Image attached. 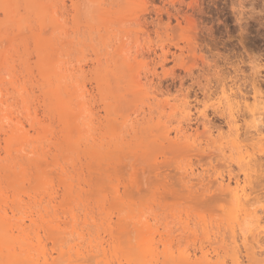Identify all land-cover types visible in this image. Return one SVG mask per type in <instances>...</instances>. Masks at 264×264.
I'll use <instances>...</instances> for the list:
<instances>
[{
    "label": "rangeland",
    "instance_id": "obj_1",
    "mask_svg": "<svg viewBox=\"0 0 264 264\" xmlns=\"http://www.w3.org/2000/svg\"><path fill=\"white\" fill-rule=\"evenodd\" d=\"M8 64H12L11 67ZM9 71L12 73V75L10 73L12 79L8 77ZM0 78L3 80L0 81V117H2L0 118V163L2 164H0L2 167H0L2 169H0V195L3 194L0 200V207L2 206L0 215L3 210H6L7 217L11 218L10 223L15 224V221L20 217V220L22 219L25 225L27 224L24 235L22 232L18 233L19 237L22 236L21 240H17V236L14 237L18 232L14 229L4 235L5 242L7 241L6 243L15 248V253L18 254L16 255L17 259L19 252H22L20 256L24 257V262L18 259L22 264H42L40 251L38 252L41 248L39 246L42 245V248L44 246L46 248L44 251L51 253L54 257L48 261L51 264H97L96 262L98 264H144V262L145 264H173L175 260L177 264H181L180 259L178 260L176 257L179 254L178 251L187 250L192 256L195 249L198 258L192 257V261L198 260L200 255L197 249L201 245L205 246L204 248H207L210 254V249L213 248L220 253L216 252L220 257L218 255L214 257L212 250L211 257H213L211 258L209 255V260L212 259V261H207L209 264L210 262L217 264L218 260L215 261L217 257L220 258L219 262L231 263L232 255L229 256L230 258L225 256L232 252H228L225 248L228 247L227 244L230 243L231 237L228 236L226 239L224 237L230 234L229 226L232 224V220L228 217L232 212L234 213L232 199L229 198V195L223 194L216 184L209 185L207 183L211 180L213 182V179L218 177L226 179L229 173L232 177L237 175L241 179L243 169L241 170L237 163V149L231 148V152L226 148V155L220 152V148L226 147L225 142L230 141L231 137H229L225 115L221 116V111L216 109V100L219 99L222 89L228 90L229 87L232 88V92L245 95L250 99L254 93H259L264 98V0H0ZM50 90L54 91L53 94H50ZM56 90L59 91V94ZM165 103L166 106L163 105ZM181 103L190 109L189 120H186V117L183 118L182 115L179 117L180 111H182ZM172 108L173 112L170 111ZM203 112L206 118L202 117L201 113ZM243 112L241 111L239 114L241 115ZM74 113L79 117H74ZM239 114V119H242L243 114L241 116ZM62 116L63 118H61ZM66 118L71 122L68 123ZM244 120L239 121L241 135L248 130L246 124L249 119L245 117ZM62 121L66 122L64 124H67V128L63 126ZM14 123L17 129L19 127L16 123H21L22 127L19 130L22 131L21 133L27 134H25V140L20 139L22 138L20 131L18 132L16 128L14 130V126H10ZM32 123L34 127H32ZM86 123H89V131H86L88 129ZM43 126H45V131L49 130L50 132L43 131L44 133H41ZM179 126L181 128L190 126L188 127L190 129L187 128L188 141L180 137L179 140L177 139L178 142L177 140L173 143L167 142L164 139L165 133H169L173 139L175 130ZM68 127L71 134L68 138L71 137V141L67 140L66 134H64ZM2 129L8 131L13 129L12 134H14L15 140L17 138H15V132L16 136L20 135L21 137L15 144L11 142L14 139H7L8 142H11L9 143L10 147L7 148L9 144H6L7 140L5 143L4 138L7 137L8 131ZM205 130L212 131V140L218 139L220 132V136L224 138L222 141L219 139L221 142L218 140V144L213 145L212 141L209 142L211 138L206 141ZM10 131L9 136L12 135ZM78 131L80 135L77 136ZM85 131L91 135L92 140H89L90 137L86 133L85 136ZM28 134L31 144L27 138ZM67 134L69 135V133ZM33 135H39V138L37 136L35 138ZM18 140L20 141L18 142ZM66 141H69L67 145ZM243 141L242 145L245 148L248 145L247 150L250 152L253 149L252 152H255L256 156H260L264 164V140L258 144ZM5 144L7 147L4 146ZM27 144L29 145L27 146ZM89 145L94 148L91 149ZM4 147L13 151L7 150L8 153H6ZM55 147L57 148L55 149ZM58 148L61 152L57 153ZM6 154L11 159L8 160ZM18 154L20 157L22 156L21 160ZM24 154L28 155L25 156L27 157L25 159L23 158ZM50 155H53L54 158L57 157L56 161L61 165V170L58 163H56L57 165L53 164L54 158L50 159L52 157ZM36 156L38 159L40 158V161L44 156L43 160L44 158L46 160L44 162L42 160L44 164L39 163L38 160L35 162ZM28 157L32 160L35 159L34 163L32 162L35 167L32 166L31 159ZM22 159H24V164ZM12 163L17 165L12 166ZM38 163L43 166H39ZM18 164L22 165L18 166ZM23 165L25 169L22 167ZM187 166L193 168L194 174L190 176L193 178L186 177ZM9 167L15 170L16 175L8 172ZM21 167L24 171L21 170ZM40 167L41 171L38 173L41 178L35 177L37 179L35 180L36 169ZM4 168L7 171H3ZM262 168L264 169V165ZM20 175L22 176L19 177ZM262 175L263 186L260 188L264 187V174ZM7 176L10 179H6ZM18 179L20 180L18 181ZM16 181L20 185L19 189L17 183H12L14 185L11 186L10 182ZM252 181L255 182L254 179ZM63 182H65L64 187L67 191L63 188ZM22 184L25 186L23 187ZM67 184H71L72 187ZM246 184L244 185L247 192H250L248 190L250 184ZM66 185L70 189V193ZM115 186L118 187L119 193L117 199L116 195L118 194L114 193L117 191L113 190ZM25 187L26 191H24ZM14 188L18 191L16 192ZM21 191L22 193L28 192L30 195H22ZM47 191L53 193L52 196L51 194L49 196H55L53 207L52 204L47 203L49 199ZM261 191L259 197L263 199L260 202L261 205L257 204L259 209L264 207V188ZM12 196L21 200V204ZM27 196L29 198H26ZM34 198H36L35 201H33ZM38 198V201L45 199L42 200L43 204L36 203ZM229 199L231 205L227 202ZM8 200H12L14 204ZM23 201L25 204H22ZM57 201L60 204L56 203ZM15 203L16 205L19 203L21 208L18 206L15 210L14 207L11 208ZM28 205L31 212H28ZM46 205L52 208L47 209ZM8 206L13 210V215ZM44 207L48 211H45ZM39 209L41 211H38ZM43 211L50 217L45 216ZM38 212L40 215L42 214L45 222L43 219L37 218ZM141 215H144L146 220L142 219ZM28 216L34 218L36 216L39 222L36 221L35 226L28 224ZM261 216L263 219L264 213ZM48 217L51 221L46 220ZM91 217L95 220L93 221ZM53 218L61 226V230H59L56 223L55 226L58 230H55L57 232L49 228L52 223H55ZM72 218L75 219V222ZM20 220L18 223L21 222ZM138 220L140 223L146 221L148 225H151L149 226L152 227L154 233L152 236L156 239L154 242H157V247L156 244L154 245L156 249L153 247L155 254L151 258L152 263L148 260L150 258L144 259V254L141 252L142 247L139 248L136 244L143 236L147 237L148 235V239L151 236L150 228H147L149 231L141 228L146 223L140 226ZM2 221L0 219V225L3 224ZM107 221L111 224L109 223V225ZM119 222L122 226L118 225ZM185 222L187 225L189 224L188 227L194 230L196 235L193 233L192 236L187 237L190 233L180 231V227L184 226ZM47 224L50 226L48 227ZM202 224L206 225L207 231L209 228L213 230L209 234L212 237L210 242L209 237L204 239L206 234L203 232L205 227L202 228ZM116 225L120 228H116ZM261 225L264 226V222ZM39 226L44 228L40 229ZM55 226L51 228H55ZM105 226L108 227L105 228ZM112 227L114 228L113 232L111 231ZM248 227L251 229L250 226ZM222 228L223 232L217 230ZM249 228L245 230L248 232L246 238L250 241L246 240L242 243L253 247V250L250 247H248L249 250L247 247L241 246L242 243L239 244L241 241H238L237 247L239 246L240 250L237 249L238 255L241 256L244 253L241 256L243 264L245 262L246 264H264L260 260L264 258L262 250L255 247L254 239H249L255 238L259 231H255L256 234L254 233V236L250 237L248 235L249 233L251 235ZM107 229L109 233H107ZM43 230L47 231V234ZM35 231L40 234L36 236L41 237V242H38L42 244L38 243V250L36 249L38 255L34 251L35 248L32 251H26L33 255L29 254L31 259L34 260L32 257H36L34 261L37 262L32 263L26 256L28 254L25 252V256H23L24 251H19L20 249L17 250V248L24 246L25 242L26 244L32 242L35 246L37 243L35 241L37 237L33 236ZM48 231L53 234L49 236ZM169 231H171L169 239L172 240V251L174 256L176 255L174 260L169 258L168 252V255L163 254L164 247L161 242H158L159 236L163 234V238L164 234ZM218 231L222 232V235L225 234L221 237L220 233L221 238L217 237ZM145 232L148 234L145 235ZM212 232L213 235H211ZM214 233L217 234L214 235ZM0 234L2 235L3 232ZM93 236L96 241L95 239L93 241ZM193 236H196L194 240ZM19 237L17 238L19 239ZM23 237L30 238V241L27 242L28 240L25 238L24 240ZM79 237L81 240L78 239ZM213 237H217V239ZM256 238L264 240V235L261 234ZM76 239L81 241V244ZM11 240L16 244L14 245ZM100 241L102 245H97L96 243ZM75 242L80 246L75 247ZM89 242L90 244H88ZM91 242L93 245L95 243L98 249L91 245ZM209 243H213V246ZM90 245L92 249L94 247L95 250H99V253L90 251L92 250ZM99 245L103 247L99 249ZM59 246L63 252L61 254ZM231 246L233 247V245ZM221 247L228 253L225 250L222 252ZM243 247L249 251L243 250ZM255 248L257 249L255 250ZM250 251L256 254L260 252L256 255L257 258L260 257L256 258L259 261L255 260L258 263H253L254 260L247 263L244 256ZM57 252L60 254L59 256ZM101 252L106 255H101ZM224 253L227 254L224 255ZM25 258H29L28 261L25 262L27 260ZM200 261L202 262V260Z\"/></svg>",
    "mask_w": 264,
    "mask_h": 264
},
{
    "label": "bare ground",
    "instance_id": "obj_2",
    "mask_svg": "<svg viewBox=\"0 0 264 264\" xmlns=\"http://www.w3.org/2000/svg\"><path fill=\"white\" fill-rule=\"evenodd\" d=\"M98 7V6H97ZM6 12V11H5ZM8 12V11H7ZM9 15V14H8ZM10 15H12L11 13H10ZM8 18V17H7ZM6 19V18H5ZM8 20V19H7ZM16 20V19H15ZM18 20V19H17ZM6 21V20H5ZM19 21V20H18ZM17 21V22H18ZM6 23H8V22H6ZM19 23V22H18ZM18 23H16L17 24V26H18ZM2 24V23H1ZM20 24V23H19ZM20 26V25H19ZM20 28V27H19ZM3 37V36H2ZM2 39V38H1ZM3 53V52H2ZM3 55V54H2ZM4 60V59H3ZM3 64V63H2ZM13 64V63H12ZM11 64V65H12ZM9 65V64H8ZM7 65V66H8ZM11 65H9V67H11ZM5 66H6V64H5ZM9 67H7V68H9ZM7 68H5V69H7ZM4 69V70H5ZM2 70V69H1ZM4 72H6V71H4ZM10 71H9V75H8V77L10 78V79H12V77L10 76ZM14 74V73H13ZM6 75V76H7ZM11 75H12V73H11ZM59 76V75H58ZM1 79V78H0ZM0 81H3V80H0ZM14 83V82H13ZM17 83V82H16ZM12 84V83H11ZM10 84V85H11ZM1 85V84H0ZM79 86V85H78ZM53 87H56V86H54L53 85ZM49 89H50V87H48ZM58 88V87H57ZM57 88H55V89H57ZM80 88V87H79ZM82 88V87H81ZM231 87H229V88H227L228 90H226V88L224 89H222V91H221V95H220V97H219V99L218 100H216L217 102H216V109L218 110H220L221 111V113L223 114H221V116H223L224 117V115H225V120L227 121L226 123H227V128H228V131H229V137H231L230 138V141L228 140V142H225L226 143V147H223V148H220V152H222L224 155H226V153H225V149L227 148V150H229V151H231V148H233V149H237L238 150V153H236L238 156H236V158L238 157V159H237V163L239 164L238 166H240L241 167V170L243 169V177L240 179L237 175H235V176H231L230 175V173H229V175H228V177L225 179V178H223V177H218V178H216V179H213V182H212V180L211 181H209L207 184H216L217 186H218V188H219V190L220 191H222L223 192V194H227L226 196H228L229 195V198H231L232 199V203H233V205L232 206H234V208L232 209V211L234 210V213L232 212L231 214H232V217H231V214L230 213H228V214H230V218L228 217V219H230V220H232V224H230V226H229V229H230V231L229 230H227V231H229V233L230 234H228L227 236H225L224 238L226 239V237H231V241H230V243H228V242H226V243H228L227 245H228V247H225L226 248V250H228V252L229 251H232V252H230V253H228L224 248H222L221 247V249L223 250L222 252H224V250H225V252H227L228 253V255H225V254H227V253H224V255L225 256H228V258H230L229 256H231V260H230V264H243V260L241 259V256L244 254V253H242V255L240 256V255H238L239 254V252L238 251H240L238 248H239V246L237 247V242L239 241H241L239 244H241L242 242H246V240H247V238H246V233H248L246 230H248V228H247V226H250L251 227V229L249 228V230L251 231V235H250V233L248 234L250 237L253 235L254 236V233H255V231H259L256 235H255V238L253 237V238H249V239H254V241H255V243H256V245H255V247H258V249H261V250H259V251H261V253L263 254V256H264V240H261V239H259L258 240V238H256V237H259V235L261 236V234H263L264 235V226H262L261 225V223H263L264 222V217H263V219H261V215H262V213H264L263 212V209H264V207H262L263 209H259L258 207V205H259V203L261 202V200L263 199L262 197H259V196H261V193H262V188H264V187H261L260 188V186H263V184H262V174H264L263 173V171H264V169L262 168L263 167V159L260 157V156H256V153L255 152H252L253 151V149L251 150V152L250 151H248L247 150V144H245V145H247L246 146V148L242 145V141L243 142H245V141H251V142H256L257 144L258 143H262V140H264V121H263V114H264V98H263V96H261L259 93L257 94V93H254V95L253 96H251V99L249 98V97H247V96H245V95H241V94H238V93H235V92H232L231 90H232V88L230 89ZM45 90V89H44ZM44 90H41V91H44ZM66 90H67V88H66ZM57 91V90H56ZM6 92V91H5ZM53 92L54 91H52V90H50V94H53ZM56 93V92H55ZM82 93V92H81ZM85 93V92H84ZM57 94H59V91H57ZM62 95V94H61ZM4 96V95H3ZM56 96V95H55ZM58 96V95H57ZM53 98H55L54 96H52ZM7 100V99H6ZM184 100V99H183ZM2 101H3V99H2ZM185 101H187V100H185ZM8 102V101H7ZM6 102V103H7ZM1 103V102H0ZM5 103V104H6ZM167 103V102H166ZM166 103L165 104H163V105H165L166 106ZM185 103V102H184ZM85 104V103H84ZM180 104V103H179ZM182 104V103H181ZM186 104V103H185ZM185 104H182L180 107V109L182 110V111H180L179 109V111L181 112V114H180V116L179 117H182L183 116V118H185L186 117V120L188 119V114L190 113V109L188 108V106H186ZM2 105V104H1ZM9 106V105H8ZM177 106V105H176ZM175 106V107H176ZM190 106V105H189ZM85 107V106H84ZM171 107V106H170ZM169 107V108H170ZM164 108V107H163ZM174 108V107H173ZM173 108H172V110H170V111H172L173 112ZM179 108V107H178ZM171 109V108H170ZM163 110V109H162ZM161 110V111H162ZM216 110V111H217ZM26 111H27V109H26ZM73 111V110H72ZM241 111H244L241 115H242V119H239V117H238V114L239 113H241ZM5 112V111H4ZM8 112V111H7ZM6 112V113H7ZM10 112V111H9ZM65 112V111H64ZM189 112V113H188ZM218 112V111H217ZM1 113H3V112H1ZM66 114H67V112H65ZM70 113V112H69ZM9 114H11V113H9ZM50 114V113H49ZM61 115H62V111H61V113H60ZM78 114V113H77ZM152 114V113H151ZM161 114L162 115H164L163 114V112H161ZM201 114H203L202 115V117L204 116L205 118H206V116L204 115V112L203 113H201ZM3 115V114H2ZM59 115V114H58ZM60 115V116H61ZM71 115V114H70ZM78 115H80V114H78ZM161 115V116H162ZM182 115V116H181ZM200 115V114H199ZM240 115V114H239ZM240 115V116H241ZM5 116V115H4ZM28 116V115H27ZM60 116H59V118H60ZM69 116V115H68ZM75 116H77V115H75V113H74V117ZM92 116V115H91ZM6 117V116H5ZM11 117V116H10ZM77 117H79V116H77ZM245 117H247L249 120H247V121H249L248 123H250V125H248V123L246 124V122H245V124L247 125L246 126V128H248V130H246V132H244V134L243 135H241L240 134V126H239V121L240 120H242V121H245L244 119H245ZM0 118H2V117H0ZM4 118V117H3ZM7 118V117H6ZM61 118H63V116L61 117ZM91 118V117H90ZM8 119V118H7ZM13 119V118H12ZM32 119V118H31ZM35 119V118H34ZM72 119H74V118H72ZM9 120V119H8ZM8 120H6V121H8ZM18 120V119H17ZM37 120V119H36ZM35 120V121H36ZM63 120V119H62ZM68 123L69 122H71V121H69L67 118L65 119ZM90 120V119H89ZM89 120H87L88 122H89ZM189 120V119H188ZM199 120V119H198ZM2 121V120H1ZM10 121V120H9ZM30 121V120H29ZM34 121V122H35ZM57 121H60V120H57ZM17 122V121H16ZM63 122V121H62ZM85 122V121H84ZM90 122H91V120H90ZM124 122V121H123ZM19 123V122H18ZM18 123H16L17 124V126L20 128V130H21V127L22 126H20V124H18ZM64 123H66V122H63V126H66ZM83 123V122H82ZM204 123H206V122H204ZM35 124V123H34ZM88 124L89 123H86V127L88 128L86 131H89V127L90 126H88ZM32 125V127H34L33 126V123L31 124ZM36 125V124H35ZM40 125H42V124H40ZM76 125V124H75ZM74 125V126H75ZM93 125H95V124H93ZM203 125V124H202ZM206 125V124H205ZM10 126H14L13 128H14V130H16L17 128H16V126H15V123H14V125L12 124V125H10ZM78 126V125H77ZM201 126V125H200ZM24 127V126H23ZM39 127V126H38ZM45 126H43V127H41L42 128V131H41V133L44 131V132H48V131H45V128H44ZM81 127V126H80ZM79 127V128H80ZM188 127H190V126H188ZM187 127V128H188ZM1 128V127H0ZM12 128V127H11ZM16 128V129H15ZM19 128L16 130V131H20L19 130ZM44 128V129H43ZM66 128H67V126H66ZM74 128V127H73ZM181 128L180 126H179V128L177 127L176 128V130H175V135L173 136L174 138L172 139L171 137H170V135H169V133H165V136H164V139L167 141V142H175V140H179L180 139V137H181V139L183 138L184 140H186V141H188V136H187V132H188V129H190V128ZM204 128L205 129H207L205 126H204ZM8 129V128H7ZM7 129H2V130H7ZM30 129V128H29ZM49 129V128H48ZM65 129V128H64ZM76 129H78V127H76ZM93 129V128H92ZM194 129V128H193ZM197 129V128H196ZM195 129V131H197ZM203 129V128H202ZM14 130L13 129H11V131H10V129H9V131H10V134H12V131L14 132ZM39 130V129H38ZM67 130V132H65L64 134H66V139L67 140H70L71 141V137H70V139L68 138L71 134H70V129H69V127H68V129H66ZM8 131V130H7ZM9 131L6 133V132H4L3 131V133H6V135H7V137L6 138H4L5 139V143H6V140L7 139H9V138H11V140L12 139H14V137H13V135L14 134H12L11 136H9ZM27 131V130H26ZM25 131V132H26ZM77 131V130H76ZM81 131V130H80ZM86 131L84 132V134L86 133ZM17 132V133H18ZM22 131H20L19 133H20V135H22V138H20V139H23V140H25V134L24 133H21ZM35 132L37 133V131L35 130ZM43 132V133H44ZM50 132V131H49ZM72 132V131H71ZM219 132V131H218ZM1 133V132H0ZM67 133H69V135L67 134ZM77 133H79V131L77 132ZM91 133V132H90ZM89 133V134H90ZM189 133V132H188ZM205 133H206V141H208V139H210V141L209 142H211L212 141V143H213V145L214 144H216L217 142H219L220 140L222 141V139L224 138H222V136H220V133H219V135H218V139H214V140H212V137H213V133H212V131H210V130H205ZM241 133H243V132H241ZM38 134V133H37ZM63 134V136H65ZM87 135H88V133H86ZM86 134H85V136H86ZM227 134V133H226ZM225 134V135H226ZM4 135V134H3ZM5 135V136H6ZM17 134H16V132H15V138H16V140L14 139L13 141H11V140H9V141H11L12 143L14 142V144L15 143H17L16 141H17V139L19 138V137H21L20 135L19 136H16ZM23 135H24V137H23ZM27 135V134H26ZM40 135V134H39ZM39 135L37 136V135H33L35 138H36V136H37V138H39ZM78 135H80V133L79 134H77V136ZM2 136V135H1ZM62 136V137H63ZM81 136H82V134H81ZM89 137L91 136V135H88ZM87 136V137H88ZM243 137V139H241L242 137ZM28 137H30L29 136V134H28V136H27V138ZM31 137H32V135H31ZM190 137V136H189ZM229 137H226V138H229ZM47 138V137H46ZM81 138V137H80ZM51 139V138H50ZM55 139V138H54ZM57 139V138H56ZM77 139L79 140V138L77 137ZM192 139V138H191ZM220 139V140H219ZM1 140H2V138H1ZM22 140V141H23ZM28 140H29V138H28ZM36 140V139H35ZM45 140H47V139H45ZM86 140H87V138H86ZM89 140H92L91 139V137H90V139ZM178 140H177V142H178ZM193 140V139H192ZM205 140V139H204ZM219 140V141H218ZM3 141V140H2ZM20 140H18V142H19ZM21 141V142H22ZM50 141V140H49ZM77 141V140H76ZM183 141V140H182ZM220 141V142H221ZM11 142H8V140H7V145L9 144V143H11ZM32 142V141H31ZM42 142V141H41ZM45 142H47V141H45ZM57 142V141H56ZM67 142H69V141H66L65 143H66V145H67ZM89 142V141H88ZM190 142V141H189ZM4 143V142H3ZM29 143H30V140H29ZM37 143V142H36ZM35 143V144H36ZM61 143V142H60ZM194 143V142H193ZM193 143H191V144H193ZM224 143V144H225ZM229 143V144H228ZM4 145V146H6L7 147V145ZM31 144V143H30ZM64 144V143H63ZM218 144V143H217ZM10 145L11 144H9V146L7 147V148H9L10 147ZM29 144H27V146H28ZM33 145V144H32ZM38 145V144H37ZM50 145V144H49ZM54 145V144H53ZM61 145V144H60ZM229 145V146H228ZM253 145V144H252ZM47 146V145H46ZM57 146V145H56ZM65 146V145H64ZM90 146V145H89ZM6 147H4L3 149H4V151H9L10 149H6ZM24 148V146H21V148ZM30 147H31V145H30ZM37 147V146H36ZM45 147V146H44ZM58 147V146H57ZM57 147H55V149L57 148ZM60 147V146H59ZM88 147V146H87ZM91 147V149H93L92 148V146H90ZM89 147V148H90ZM242 147H244L243 149H242ZM20 148V149H21ZM26 148V147H25ZM40 148V147H39ZM38 148V149H39ZM42 148V147H41ZM64 148V147H63ZM191 148V147H190ZM2 149V150H3ZM33 149H34V147H33ZM37 149V150H38ZM47 149V148H46ZM49 149V148H48ZM217 149V148H216ZM232 149V150H233ZM255 150H256V147L254 148ZM23 150V149H22ZM30 150H31V148H30ZM58 151H57V153L58 152H61V150L59 151V148L57 149ZM66 150V149H65ZM244 152H243V151ZM250 150V149H249ZM8 151L6 152V153H8ZM11 151H13V150H10V152ZM18 151V150H17ZM36 151V150H35ZM218 151V150H217ZM9 152V153H10ZM20 152V151H19ZM26 152H28V151H26ZM30 152V151H29ZM44 152V151H43ZM232 152V151H231ZM230 152V153H231ZM235 152V151H234ZM250 152V153H249ZM258 152V151H257ZM262 152V151H261ZM260 152V153H261ZM14 153V152H13ZM17 152H15V154H16ZM22 153H24V152H22ZM21 153V154H22ZM32 153H34V151L32 150ZM37 153V152H36ZM35 153V154H36ZM45 153V152H44ZM63 153V152H62ZM92 153V152H91ZM94 153V152H93ZM11 154V153H10ZM30 154H31V152H30ZM29 154V155H30ZM35 154H33V155H35ZM94 154H97V153H94ZM221 154V153H220ZM17 155V154H16ZM19 155V154H18ZM49 155V154H48ZM90 155V154H89ZM261 155V154H260ZM6 156V158L9 160V158L7 157V154L5 155ZM10 156V155H9ZM25 156H28L27 154L25 155L24 154V156H23V158L25 159V158H27V157H25ZM45 156V155H44ZM44 156H42V160H43V157ZM50 156H52L50 159H52L53 160V158H54V156H55V154H54V156L53 155H50ZM19 157H20V155H19ZM19 157H18V159H19ZM22 157V156H21ZM21 157H20V160H21ZM34 157V156H33ZM58 157H60V156H58ZM29 159H31L30 161H31V164H32V162L34 163V160H32V158H30V157H28ZM36 158H37V156H36ZM87 158H88V156H87ZM91 158V157H90ZM235 158V159H236ZM11 159V158H10ZM15 159V158H14ZM24 159H22V163H23V160ZM29 159H27L28 160V162H29ZM19 160V161H20ZM27 160H25V162H27ZM37 160L39 161V163L41 162V163H43L44 161H46L45 160V158H44V160H43V162H42V160L40 161V158L38 159H36L35 160V162H37ZM56 160H58L57 159V157L56 158H54V163L53 164H55V165H57L56 163H58L59 164V162H57ZM91 160V159H90ZM93 160V159H92ZM3 161V160H2ZM4 161H6L5 159H4ZM14 161V160H13ZM12 161V162H13ZM16 161H18V160H16ZM56 161V162H55ZM88 161V160H87ZM27 162V163H28ZM52 162V161H51ZM50 162V164L52 165V163ZM89 162V161H88ZM87 162V163H88ZM9 163H11V162H9ZM14 163H16V162H14ZM21 163V162H20ZM26 163V166L30 163H28L27 164ZM39 163H38V165H39ZM48 163V162H47ZM47 163H45V164H47ZM90 163V162H89ZM1 164V163H0ZM4 164V163H3ZM13 164V163H12ZM11 164V165H12ZM24 164V163H23ZM44 164V163H43ZM43 164H40L41 166H43ZM49 164V163H48ZM2 165V164H1ZM9 165V164H8ZM15 165H17V164H15ZM14 164L12 165V166H15ZM19 165H22V164H18V166ZM30 165V164H29ZM39 165V166H40ZM55 165H54V167H55ZM32 166H34L33 164H32ZM53 166V165H52ZM52 166H50V167H52ZM61 165L59 164V169L61 168L60 167ZM189 166V165H188ZM188 166H187V168H188ZM1 167V166H0ZM6 167H8L7 165H6ZM23 168H24V165L22 166ZM21 167V168H22ZM35 167V166H34ZM2 168V167H1ZM0 168V169H1ZM17 168V170H18V167H16ZM21 168H19V169H21ZM23 168L21 169L22 171H24L23 170ZM27 168V167H26ZM30 168V167H29ZM28 168V169H29ZM37 168V167H36ZM35 168V169H36ZM56 168V167H55ZM25 169V168H24ZM58 169V168H57ZM186 169V168H185ZM188 169H189V171H188ZM187 170H185V172H186V177H190V176H193V174H194V171H193V168H188ZM2 170V169H1ZM4 170H6V168H4L3 169V171ZM16 170V171H17ZM27 170V169H26ZM37 170V173L38 172H40L41 171V167L40 168H38V169H36ZM39 170V171H38ZM61 170V169H60ZM2 171V172H3ZM7 171V170H6ZM14 169L12 168V169H10V167H9V169H8V172H11V173H13V174H15L16 175V173H14ZM64 171V170H63ZM21 172V171H20ZM62 172V171H61ZM35 174V176H34V179L35 180H37L36 178H39L40 176H39V173L38 174ZM65 173V172H64ZM12 174V175H13ZM20 174V173H19ZM60 174V173H59ZM62 174H63V172H62ZM61 175V174H60ZM22 175H20L19 177H21ZM38 176V177H37ZM64 176V175H63ZM195 176V175H194ZM218 176V175H217ZM18 177V178H19ZM36 177V178H35ZM61 177V176H60ZM4 178H5V175H4ZM41 178V177H40ZM39 178V179H40ZM190 178H193V177H190ZM254 179V181L255 182H253L252 180ZM6 179H10V177L8 178V176H7V178ZM21 179V178H20ZM20 179H18V181L20 180ZM25 179V178H24ZM30 180V179H29ZM192 180V179H191ZM197 180V179H196ZM264 180V179H263ZM2 181V180H1ZM18 181H16V182H10L11 183V186H13L14 184H16ZM42 181V180H41ZM29 182V181H28ZM187 182H189V181H187ZM202 182V181H201ZM9 183V184H10ZM12 183H14L13 185H12ZM43 183V182H42ZM64 183V185H63V188L65 189V182H63ZM197 183V182H196ZM245 183H249L250 185H249V189L248 190H250V192H247V189H246V186L244 185ZM18 185H19V183H17ZM21 184V183H20ZM28 184V186H29V188H31L30 187V185H29V183H27ZM45 184V183H44ZM199 184V183H198ZM200 184H202V183H200ZM246 184V185H247ZM68 185V184H67ZM66 185V188L68 187V186H71V184L70 185H68L67 186ZM191 185V184H190ZM189 185V186H190ZM194 185V184H193ZM213 185H211V186H213ZM1 186V185H0ZM10 186V185H9ZM8 186V187H9ZM10 186V188L11 189H13L12 187ZM17 186V185H16ZM22 186H23V184H22ZM25 186V185H24ZM23 186V187H24ZM188 186V187H189ZM216 186V187H217ZM19 187H20V185L17 187L18 189H19ZM72 187V186H71ZM70 187V188H71ZM259 187V188H258ZM28 188V187H27ZM28 188V189H29ZM116 188V189H115ZM115 188L113 189V190H116L117 192H115L114 191V193H116V194H118V195H116V199L118 198L117 196H119V193H118V187L117 186H115ZM15 189V188H14ZM21 190H23L22 188H20ZM68 189V188H67ZM16 190V192L18 191L17 189H15ZM31 191H32V189H30ZM66 190V189H65ZM65 190H64V192H65ZM20 191V190H19ZM24 191H26V187H25V189H24ZM23 191V192H24ZM46 191V190H45ZM49 191V190H48ZM47 191V192H48ZM54 191V190H53ZM67 191V190H66ZM70 191V189H68V192ZM13 192H14V190H13ZM12 192V193H13ZM57 192V191H56ZM221 192V193H222ZM225 192V193H224ZM20 193H22V191L20 192ZM33 193H35V192H33ZM54 193H55V191H54ZM70 193V192H69ZM113 193V194H114ZM253 193H255V195H253ZM23 194H27V195H30L28 192L27 193H22V195ZM45 194H47V193H45ZM49 194H51V196L53 195V193H51V192H48V196H47V198H49L48 199V201H47V203H50L49 205H51L52 203H54V197L55 196H53V197H51V196H49ZM56 194V193H55ZM66 194V193H65ZM1 195H3L2 193H1ZM0 195V196H1ZM14 195V194H13ZM33 196L35 195V194H32ZM115 195V194H114ZM251 195V196H250ZM254 197H253V196ZM15 196H16V194H15ZM14 196V197H15ZM19 196V195H18ZM17 196V197H18ZM38 196H40V195H38ZM43 196V195H42ZM45 196V195H44ZM43 196V197H44ZM57 196V195H56ZM249 196H250V198H249ZM7 197V196H6ZM13 197V196H12ZM11 197V198H12ZM13 197V199L14 200H17V199H15ZM31 197V196H30ZM253 197V198H252ZM23 198V197H22ZM26 198H29L28 196L26 197ZM39 198H42V197H39ZM39 198L37 199V202L36 203H39V204H43V202L44 201H42L41 199H40V201H38L39 200ZM46 198V199H47ZM114 198H115V196H114ZM2 199V196L0 197V200ZM6 199V198H5ZM31 199V198H30ZM30 199H29V201H30ZM35 199L36 198H34L33 199V201H35ZM59 199V198H58ZM57 199V200H58ZM121 199V198H120ZM228 199V198H227ZM7 200V199H6ZM23 200V199H22ZM32 200V199H31ZM45 200V199H44ZM4 201V200H3ZM8 201H10V200H8ZM17 201H19V203H20V201L21 200H17ZM16 201V202H17ZM28 201V202H29ZM32 201V203H34ZM42 201V202H41ZM231 200L229 199V201H227V202H229V204L231 205V202H230ZM11 202V204H14V203H12L13 201L11 200L10 201ZM4 203V202H3ZM19 203H17V205H16V203H15V205L14 206H11V208L12 207H14V210H15V208L18 206L19 208H21V206H19L18 204ZM56 203H58V204H60L58 201L56 202ZM97 203V202H96ZM1 204H2V202H1ZM21 204V203H20ZM22 204H25L24 203V201H23V203ZM26 204H27V202H26ZM58 204H56V205H58ZM227 204V203H226ZM228 204V205H229ZM258 204V205H257ZM4 205H6L5 203H4ZM30 205V204H29ZM29 205H28V208L27 209H29ZM97 205V204H96ZM96 205H94L95 207H97ZM260 205H261V203H260ZM34 206H36V205H34ZM39 206V205H38ZM47 206V209H49L51 206L53 207V204L50 206V207H48V205H46ZM258 206V207H257ZM2 207V206H1ZM0 207V208H1ZM9 207V206H8ZM37 207V206H36ZM40 207H41V205H40ZM51 207V208H52ZM57 207V206H56ZM56 207H54V208H56ZM10 207H9V209L11 210V213H12V215H13V210L11 209ZM53 208V209H54ZM61 208V207H60ZM85 208V207H84ZM86 208H87V206H86ZM92 208V207H91ZM90 208V209H91ZM2 209H4V208H2ZM45 211H48V210H46V207H44L43 208ZM89 209V208H88ZM87 209V210H88ZM226 209V208H225ZM22 210V209H21ZM37 210V209H36ZM59 210H61V209H59ZM83 210H85V209H83ZM87 210H86V212H87ZM230 210V209H229ZM18 211V210H17ZM30 211V209L28 210V212ZM34 211H35V209H34ZM38 211H41L40 209L38 210ZM91 211H92V209H91ZM91 211H90V213H91ZM0 212H1V210H0ZM10 212V211H9ZM19 212V211H18ZM17 212V213H18ZM27 212V213H28ZM31 212V211H30ZM36 212V211H35ZM44 212V211H43ZM52 212V211H51ZM231 212V211H230ZM259 212H260V214H259ZM16 213V212H15ZM20 213V212H19ZM37 213V212H36ZM39 213V212H38ZM53 213H56L55 211H53ZM53 213H51V214H53ZM92 213H93V211H92ZM31 214V213H30ZM44 214H45V216H49L48 214H46V212H44ZM50 214V215H51ZM87 214V213H86ZM259 214V215H258ZM7 212H6V210H3V212H2V215H0V219H2L3 221H2V225H0V230H2V232H3V234L1 235L0 234V262H1V264L3 263V264H18V262H20L19 264H22V262L21 261H19L20 259L24 262V260H23V256H25V252L27 251H32V249L34 250V248H35V250L34 251H36V249L38 250V243H40L41 242V240H40V238H38V236H36V235H40V234H38V232H36L35 231V233H34V237L36 236L37 238H36V240H35V238H34V240L35 241H37V245L35 244V246H33V243L31 242V243H27L26 244V242L24 241L25 239H27L28 241L27 242H29L30 240V238L28 239V238H25L27 235H25V237H23V241L25 242V244H23V243H21V244H23L24 246H22V247H16L17 248V250L18 249H20L19 251H24L23 252V258H21V254H22V252H19L20 254H19V256H18V259H17V257H16V255H18V254H16L15 253V248L12 246V245H10L9 243H6L5 242V240H4V235H7V233H8V231H11L12 232V230L14 229V231L15 230H17L16 232H17V235H14V237L15 236H17V237H19L18 236V233L20 234L21 232L23 233V235H24V231H26L27 229H25V226L27 225H25V223L22 221V219L20 220V217H18L19 218V220L21 221L20 223H18L19 222V220H16V219H18L17 217H15L16 219V221H17V223H16V221H15V224L13 223H10V219L11 218H9V217H7ZM28 215V214H27ZM38 215V214H37ZM92 215V214H91ZM15 216V215H14ZM40 216V217H39ZM71 216H72V214H71ZM84 216H85V214H84ZM93 216V215H92ZM143 216V217H142ZM186 216H188V215H186ZM261 216V217H260ZM25 217H26V215H25ZM29 217V216H28ZM27 217V219H29V220H27L29 223L28 224H30V225H34L35 226V224L37 223V222H39V219H43L44 220V218L42 217V214L40 215V213H39V215L37 216V218H39L38 219V221H37V218H36V216H35V218L34 217H32V216H30L29 218ZM50 217V216H49ZM49 217H48V219H46L47 221H51V220H49ZM52 217V216H51ZM57 217V216H56ZM73 217H75V216H73ZM89 217V216H88ZM141 217H142V219H144V215H141ZM14 218V217H13ZM23 218V217H22ZM54 218H55V216H54ZM54 218H53V221H54ZM90 218V217H89ZM232 218V219H231ZM56 219H58V217L56 218ZM55 219V220H56ZM72 219H74V218H72ZM71 219V220H72ZM87 219V218H86ZM91 219L93 220V218L91 217ZM249 219V220H248ZM24 220V219H23ZM43 220H41L42 222H43ZM77 220V219H76ZM95 220V219H94ZM93 220V221H94ZM140 220H141V218H140ZM140 220H138L137 222L138 223H140L139 221ZM144 220H146V219H144ZM14 221V220H13ZM37 221V222H36ZM47 221H46V223H47ZM87 221V220H86ZM85 221V222H86ZM148 221V223H149V220H147ZM228 221V220H227ZM263 221V222H262ZM44 222H45V220H44ZM55 222V221H54ZM61 222V221H60ZM73 222V221H72ZM71 222V223H72ZM74 222H75V219H74ZM92 222V221H91ZM108 222V224L110 223L109 221H107ZM27 223V222H26ZM45 223V224H46ZM56 223L57 222H55V223H52L51 225L52 226H48V224H47V226L50 228V229H54L53 231H56L57 232V230H58V228H59V230H61L60 228H61V226L59 225L60 223H57L58 225H56ZM93 223V222H92ZM106 223V222H105ZM144 223H146V221H142L139 225L140 226H142V225H144ZM189 223V222H188ZM1 224V223H0ZM74 224V223H73ZM101 224V223H100ZM99 224V225H100ZM107 224V223H106ZM111 224V223H110ZM109 224V225H110ZM120 222L118 223V225L120 226ZM137 224V223H136ZM204 224H207V223H204ZM43 225V224H42ZM55 226V228H51V227H54ZM103 225H105V224H103ZM102 225V226H103ZM147 227H146V226ZM143 227H141L143 230L144 229H146V230H148L149 228H150V235L151 236H149V238L150 239H148V233H146V232H148V231H146L144 234L145 235H147V237H145V236H143L142 237V241L139 239L138 241H140V242H136V244L138 245L137 247H139V248H141L142 247V249H141V252H142V254H144V259L145 260H147L148 258H150V259H148L149 261H150V263H152L151 262V258L153 257V255L155 254L154 252H155V244L157 243H155L154 242V233L152 232L153 230H152V227H150L147 223L145 224ZM189 225V224H188ZM188 225H187V222H185V224H184V226H182V227H180L179 229H180V231L181 232H186V233H190V235H188L187 237H189V236H192L193 235V233H194V230H191L189 227H188ZM2 226V227H1ZM33 226V227H34ZM38 226V225H37ZM44 226V225H43ZM86 226V225H85ZM95 226V225H94ZM97 227H98V225H96ZM119 226H117L116 225V228L117 227H119ZM121 226H122V224H121ZM138 226V225H137ZM203 226L205 227L206 225H203L202 224V228H203ZM208 226H209V224H208ZM222 226V225H221ZM4 227V228H3ZM27 227V226H26ZM106 227H108V226H105V228ZM225 227V226H224ZM227 227V226H226ZM246 227V228H245ZM2 228V229H1ZM39 228L40 229H43L44 227H41V226H39ZM47 228V227H46ZM45 228V230H47V229H49V228H47L46 229ZM96 227H94V229H95ZM102 228V227H101ZM111 228V227H110ZM120 228V227H119ZM118 228V229H119ZM139 228V227H138ZM141 228H139V229H141ZM148 228V229H147ZM221 228V227H220ZM4 229V230H3ZM34 229V228H33ZM55 229H57V230H55ZM96 229H98V228H96ZM112 229L113 230H111L112 232L114 231V228L112 227ZM136 229V228H135ZM141 229V230H142ZM212 228H209V231H207L206 230V227L205 228H203V230H205V231H207V232H205V231H203L205 234H206V238H204V239H208L207 237H209V242L211 241L210 239H212V237H210V233H211V231H213V230H211ZM225 229V228H224ZM246 229V230H245ZM260 229H262L261 231H260ZM36 230H38V229H36ZM76 230V229H75ZM74 230V231H75ZM88 230V229H87ZM99 230V229H98ZM97 230V231H98ZM103 230V229H102ZM108 230V229H107ZM217 230H223V228L222 229H217ZM39 231V230H38ZM44 231V230H43ZM51 231V230H50ZM50 231H48V235L50 236L51 234H53L52 232H50ZM73 231V232H74ZM95 231V230H94ZM111 231H110V233H111ZM216 231V230H215ZM214 231V232H215ZM2 232H0V233H2ZM45 233L47 232V231H44ZM56 232H54V233H56ZM60 232V231H59ZM99 232V231H98ZM98 232H96V233H98ZM183 232V233H184ZM196 232V231H195ZM223 232V231H222ZM222 232H219L218 231V233L219 234H217V233H214V235L215 234H217L216 236L218 237L219 235H220V233H221V237L225 234H223L222 235ZM225 232V231H224ZM72 233V232H71ZM92 233V232H91ZM95 233V234H96ZM107 233H109V230H108V232ZM152 233H153V236H152ZM203 233V234H204ZM47 234V233H46ZM46 234H44V235H46ZM57 234V233H56ZM80 234H82V233H80ZM90 234V233H89ZM170 234H171V231H169V232H167L166 234H164V237L162 238V236H163V234L162 235H160L159 236V241L158 242H161L162 243V245H163V247H164V251H163V254H165V255H168L167 254V252L169 253V258H172V260H174V258H175V256H174V253H173V251H172V248H173V245H172V240L171 239H169L170 238ZM192 234V235H191ZM11 235V234H10ZM10 235H9V237H10ZM13 235V234H12ZM30 235V234H29ZM88 235V234H87ZM98 235V234H97ZM194 235H196V233H194ZM211 235H213V232H212V234ZM231 235V236H230ZM48 236V237H49ZM53 236V235H52ZM77 236V235H76ZM94 236H96V235H94ZM93 236V241H94V239H95V237ZM99 236V235H98ZM205 236V235H204ZM219 236V237H220ZM5 237H7V236H5ZM16 237V239L17 240H21V238H22V236L21 237H19V239ZM28 237V236H27ZM30 237H32V236H30ZM83 237V236H82ZM92 237V236H91ZM152 237V238H151ZM195 237L196 236H193L192 237V239L194 240L195 239ZM217 237H213L214 239L216 238L217 239ZM220 237V238H221ZM81 237H79L78 239L79 240H81L80 239ZM97 238V237H96ZM99 238V237H98ZM223 238V239H224ZM262 238V237H261ZM7 239V238H6ZM11 239H12V237H11ZM33 239V238H32ZM51 239V238H50ZM83 239V238H82ZM148 239V241H146ZM213 239V240H214ZM219 239V238H218ZM223 239H221L222 241H223ZM264 239V238H263ZM14 240V239H13ZM60 240V239H59ZM59 240H58V242H59ZM79 240H77L76 239V241L78 242ZM89 240H90V238H89ZM156 240V239H155ZM220 240V243L222 244V241ZM9 241V240H8ZM12 241V240H11ZM10 241V242H11ZM15 241V240H14ZM14 241H12V243L15 245L16 243L14 242ZM38 241H40V242H38ZM75 241V240H74ZM92 241V240H91ZM95 241H96V239H95ZM165 241V242H164ZM215 241V240H214ZM217 241V240H216ZM247 241H250V240H247ZM253 241V242H254ZM261 241V242H260ZM18 242V241H17ZM20 242H22V241H20ZM34 242V241H33ZM56 242V241H55ZM81 241H79V243H80ZM86 242V241H85ZM219 242V241H218ZM263 242V243H262ZM19 243V242H18ZM76 243V242H75ZM217 243V242H216ZM219 243V244H220ZM254 243V244H255ZM260 243H262V244H260ZM8 244H9V246H8ZM20 244V243H19ZM32 244V245H31ZM42 243H40V245H41ZM81 244V243H80ZM88 244H90V242L88 243ZM97 245L98 244H101V241L99 242V243H96ZM213 243H209V245H212ZM245 243H242L241 244V246L243 245L244 247H250V246H246V244L244 245ZM253 244V245H254ZM54 245V244H53ZM55 245H57V244H55ZM72 245V244H71ZM77 245H79V244H77L76 243V246L75 247H78ZM91 245H93L92 244V242H91ZM91 245H90V248H91ZM96 245V246H97ZM102 245V244H101ZM101 245H99L100 247H99V249L101 248V247H103V246H101ZM224 246H226L225 244H223ZM229 245H230V248L232 249H230L229 248ZM231 245H233V247L231 246ZM248 245V244H247ZM251 245V244H250ZM16 246H18V245H16ZM37 246V247H36ZM80 246V245H79ZM94 247H96L95 246V243H94V245H93ZM92 246V247H93ZM213 246V245H212ZM223 246V247H224ZM252 246V245H251ZM42 248L43 247V245L42 246H39V248ZM72 247V246H71ZM94 247H93V249H94ZM111 247H114V246H111ZM155 249H154V248ZM156 247H157V244H156ZM205 247V246H204ZM203 247V245H201V247H198L199 249H197L198 251H199V255H200V257H199V259L198 260H195V259H197L198 258V256L196 257V252H195V249H194V252L192 253V256L188 253V251L187 250H182V251H178L177 253H179L178 254V256H176L177 257V259L179 260L180 259V261H181V264H198V262H199V264H209L208 262L209 261H212V259L211 260H209L210 258H209V255H210V257H211V254H213L214 253V257H216L215 255H218L219 256V252L215 249V248H213V249H210L211 250V254H210V252L207 250V248H204ZM243 247V250L245 249V250H247V251H249L250 250V248H251V250H253V247H250V248H244ZM41 248L38 250V252H39V254L41 255V259H40V262L42 261V264H51V263H49L48 261H49V259H50V261H51V259L52 258H54L53 256H52V254L51 253H48L47 251L45 252L44 251V249H46L45 248V246H44V248H42V250H41ZM88 248V247H87ZM97 249H98V247H96ZM109 248H110V246H109ZM135 248V247H134ZM209 248H211V247H209ZM228 248V249H227ZM263 248V249H262ZM59 249H60V251H59V253L61 254V252H62V249L60 248V246H59ZM69 249H71V248H69ZM92 249V248H91ZM90 250V251H95L94 253H97L98 251L97 250ZM206 249V250H205ZM218 249V248H217ZM237 249H238V251H237ZM257 248H255V250H256ZM6 251L5 253H4V251ZM73 250H74V248H73ZM89 250V249H88ZM196 250V251H197ZM212 250H213V253H212ZM216 250V251H215ZM57 251V250H56ZM70 251V250H69ZM79 251V250H78ZM97 251V252H96ZM103 252H104V250H102ZM215 251V252H214ZM17 252V251H16ZM26 252V254H28ZM37 252V251H36ZM38 252H37V255H38ZM103 252H101V255L103 254V255H106L105 253H103ZM106 252V251H105ZM176 252V251H175ZM216 252H218V253H216ZM48 253V254H47ZM58 253V252H57ZM58 253V256L60 255ZM63 253V252H62ZM93 252H92V254H94ZM99 253V252H98ZM191 253V252H190ZM216 253V254H215ZM231 253H233V254H231ZM241 253V252H240ZM258 254L260 253V252H257ZM4 254V255H3ZM6 254V255H5ZM29 254H31V253H29ZM29 254L28 255H26L27 257H29ZM50 254V255H49ZM246 255L244 256V258H245V260H247V263H248V261L251 263V260H254V261H252L253 263H255V262H257V261H259V260H257L258 258H260V257H256V255H258V254H256L255 252H253V251H250V253H245ZM262 254H260L261 255V257H262ZM97 255V254H96ZM148 255H149V257H148ZM152 255V256H151ZM197 255H198V252H197ZM4 256V257H3ZM31 256H33L32 254H31ZM31 256L28 258L29 260H31V262L32 263H35V262H37V261H34L35 260V258L36 257H32V258H34V260L33 259H31ZM95 256V255H94ZM99 256H100V254H99ZM222 256V255H221ZM16 257V258H15ZM20 257V258H19ZM38 257V256H37ZM97 257V256H96ZM192 257L193 258H195L194 259V261H192ZM213 257V256H212ZM211 257V258H212ZM220 257V256H219ZM98 258V257H97ZM168 257H167V259H169ZM225 258V257H224ZM227 258V257H226ZM257 258V259H256ZM4 259V260H3ZM25 259H27V258H25ZM28 259L27 260H25V262L26 261H28ZM216 259V258H215ZM55 260V259H54ZM54 260H52V261H54ZM200 260H202V262L200 261ZM218 260V263L219 264H224L223 263V261H221V262H219V260H220V258H218L217 257V259L215 260V261H217ZM255 260H257V261H255ZM260 260H262V262H264V258H262V259H260ZM4 261V262H3ZM130 262H131V260H129ZM208 261V262H207ZM30 263V262H29ZM97 264H98V262H96ZM129 263V262H128ZM212 262H210V264H211ZM217 263V262H216ZM217 263V264H218ZM258 263V262H257ZM259 263H261V262H259ZM37 264V263H36ZM39 264V263H38ZM53 264V263H52ZM130 264V263H129ZM144 264H145V262H144ZM149 264V263H148ZM173 264H177V262H176V260L173 262ZM245 264H246V262H245Z\"/></svg>",
    "mask_w": 264,
    "mask_h": 264
}]
</instances>
